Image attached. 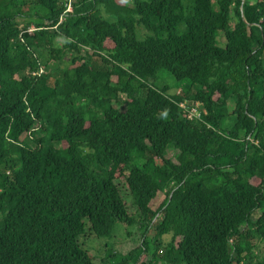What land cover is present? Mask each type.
<instances>
[{
    "label": "trees",
    "instance_id": "1",
    "mask_svg": "<svg viewBox=\"0 0 264 264\" xmlns=\"http://www.w3.org/2000/svg\"><path fill=\"white\" fill-rule=\"evenodd\" d=\"M68 3L0 0V264H264V0Z\"/></svg>",
    "mask_w": 264,
    "mask_h": 264
},
{
    "label": "rangeland",
    "instance_id": "2",
    "mask_svg": "<svg viewBox=\"0 0 264 264\" xmlns=\"http://www.w3.org/2000/svg\"><path fill=\"white\" fill-rule=\"evenodd\" d=\"M128 4L129 6H132V1H129ZM21 27H23V25ZM146 33L147 32L144 29L140 30L139 32L140 37L143 38L146 35ZM221 36H222L220 37L221 43H223L224 42L223 34H221ZM150 85H155L159 89L167 88L169 89L168 93L170 95H177L185 87L186 83L178 82L171 74H169L166 71H162L160 75L158 76L157 80L154 82H151ZM119 99H120V103L116 105V107L120 111L124 112L126 110V105H125L126 97L121 95ZM233 123H234V120H232L231 122L228 121L227 125H231V124L233 125ZM177 154H178L177 151H175L174 149H170L167 152V158L176 162ZM260 183L261 181L259 179L253 180L254 185H260ZM119 187L122 191V195L125 201L127 202L129 214L135 216V218L138 219V215L136 214V209L134 208L132 204L131 198L128 196V193L126 192L127 189L124 188L120 183H119ZM165 198H166V194H159L157 199L152 203L153 209L158 210L161 204L164 202ZM242 229H245V227ZM152 235H153V232L149 234V236H152ZM156 242L157 241H155V243ZM168 242H171V236H165L163 238L162 243H168ZM180 242H181V239H178L177 245ZM88 245H89L90 253L95 259V264H106L107 252L109 251L119 255L120 257V256L127 255L133 250L139 248L142 245V231L140 230L139 226L127 228L121 224H118L114 230L112 239L98 241L97 239H94V237L89 236ZM260 252H261V256L263 257L264 256V244L260 245ZM164 254H165V250H164V247H162V249H160V251L158 252V258L163 257ZM153 255H154V247L152 248L150 253L143 255L140 258L139 264H142V263L150 264L151 262L154 261ZM158 264H167V263L159 260Z\"/></svg>",
    "mask_w": 264,
    "mask_h": 264
},
{
    "label": "built area",
    "instance_id": "3",
    "mask_svg": "<svg viewBox=\"0 0 264 264\" xmlns=\"http://www.w3.org/2000/svg\"><path fill=\"white\" fill-rule=\"evenodd\" d=\"M73 0H69V3L67 5V13L72 11V3ZM62 22V20H61ZM33 29H30V32H33ZM39 75V74H35ZM191 107V108H190ZM181 108L188 114L190 119H200L202 116V110L199 108V106H190L187 103L181 104Z\"/></svg>",
    "mask_w": 264,
    "mask_h": 264
},
{
    "label": "water",
    "instance_id": "4",
    "mask_svg": "<svg viewBox=\"0 0 264 264\" xmlns=\"http://www.w3.org/2000/svg\"><path fill=\"white\" fill-rule=\"evenodd\" d=\"M190 106H197V104L196 103H193V102H191L190 103ZM199 108L203 111V106H201V105H199Z\"/></svg>",
    "mask_w": 264,
    "mask_h": 264
}]
</instances>
